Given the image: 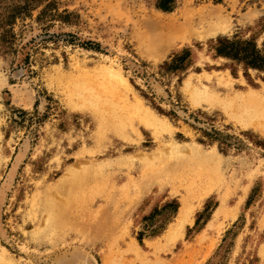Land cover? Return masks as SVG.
<instances>
[{
  "label": "rangeland",
  "instance_id": "1",
  "mask_svg": "<svg viewBox=\"0 0 264 264\" xmlns=\"http://www.w3.org/2000/svg\"><path fill=\"white\" fill-rule=\"evenodd\" d=\"M162 1L37 0L0 27V264H264V0ZM136 96L165 129L124 117Z\"/></svg>",
  "mask_w": 264,
  "mask_h": 264
},
{
  "label": "bare ground",
  "instance_id": "2",
  "mask_svg": "<svg viewBox=\"0 0 264 264\" xmlns=\"http://www.w3.org/2000/svg\"><path fill=\"white\" fill-rule=\"evenodd\" d=\"M209 18H211V13L210 12H206V13L201 12V14H199V13L198 14H192V15L190 14V15L186 16L185 17V22L190 23V24H193L194 21H197L202 26H205V21L206 20H209ZM149 25H150V27H148L149 28L148 29V35L153 40L157 39L160 36H162L164 38L167 37V36H171L170 35L171 32H173V31H181L182 28H183L182 27L183 24L180 22V20H177V19H175V20L174 19H170V22H168L166 24L165 23L162 24L161 22L158 23L157 21H155V22H153L151 24L149 23ZM220 27H219L218 24L211 23L205 29L199 30V31L196 30V31L192 32V34L201 35V36L202 35H207V34H212V33H216L220 29ZM163 33H167V34L164 35ZM154 45H160V44L154 43ZM110 79H111V82L114 84V86L117 83H127V81L125 80V78L122 77L121 74H116V75L115 74H111ZM90 91H91V93H89L88 96L86 95L85 98H90V99H88L89 102L96 103V101H94L93 99L95 98L96 100H99L98 98H100V97H99L98 94H96V96L92 95V93L94 91H92V90H90ZM113 91H114V87H113V89H111V94L114 95L115 93ZM81 95L85 96L84 94H81ZM137 98L138 97L136 96V99H135L136 101H134V102H127L124 105V110H125L124 117L125 116H127V117L135 116L138 119L139 122H141L142 124H144L147 127H153V130H155V131L156 130L165 129V127L167 125H165L160 119H158V116L153 111H151L148 107H146L140 101V99L138 100ZM246 123H248V122H246ZM175 146H177V145H175ZM175 146H173V147H175ZM182 148H184V146L181 147V149ZM178 149L179 148H177V147L173 148V150H175V151L178 150ZM196 149H197V147H196ZM191 210H192V208L190 206V203H188L187 198L184 197V204H183V206L180 209V213L178 215V221H177V224H176L177 225V228L179 230L181 228H183V226H182L183 225V222L185 220H187V218H188Z\"/></svg>",
  "mask_w": 264,
  "mask_h": 264
},
{
  "label": "trees",
  "instance_id": "3",
  "mask_svg": "<svg viewBox=\"0 0 264 264\" xmlns=\"http://www.w3.org/2000/svg\"><path fill=\"white\" fill-rule=\"evenodd\" d=\"M37 0H25L23 4H17L14 3L13 5L9 6L8 10L2 15V25H0L2 33H1V39H4L7 35V33L9 32L8 26H11L17 17L21 16L22 14H24L25 12H28L32 5L34 4V2H36ZM163 5H161L163 8H168V5H164L166 4L167 0L162 1ZM225 40H228L226 38H221L219 40L220 43H224L227 42ZM222 49H220L221 51Z\"/></svg>",
  "mask_w": 264,
  "mask_h": 264
}]
</instances>
